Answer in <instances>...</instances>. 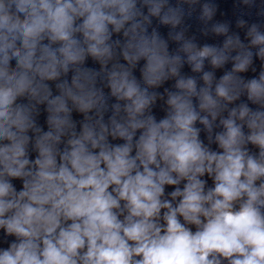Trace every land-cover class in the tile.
Wrapping results in <instances>:
<instances>
[{"label":"clouds","instance_id":"9594fccd","mask_svg":"<svg viewBox=\"0 0 264 264\" xmlns=\"http://www.w3.org/2000/svg\"><path fill=\"white\" fill-rule=\"evenodd\" d=\"M216 11L0 0V264H264V22Z\"/></svg>","mask_w":264,"mask_h":264}]
</instances>
